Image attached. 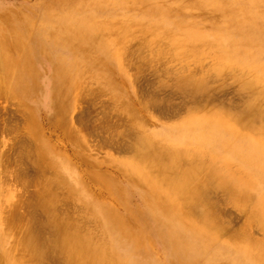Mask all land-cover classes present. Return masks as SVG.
<instances>
[{"label": "bare ground", "instance_id": "bare-ground-1", "mask_svg": "<svg viewBox=\"0 0 264 264\" xmlns=\"http://www.w3.org/2000/svg\"><path fill=\"white\" fill-rule=\"evenodd\" d=\"M262 2L264 0H62V6H65L62 8L63 12L58 15H49L46 21L52 24L51 34L42 30L33 31L31 16L26 12L17 11L14 15L15 21L12 13L0 14V86L4 87L7 96L19 95L27 99L32 97L33 93H37L38 73L34 70L37 60L34 56L39 54L48 57L54 64V76L57 77L60 85L54 84L53 98L57 100L58 109L63 110L65 114L70 113L69 107L72 105V100L77 101L79 98L78 87L84 78L86 67L104 75L115 97L123 99L120 88L115 87L116 75L109 76L108 70L110 65L121 70V53L125 52L127 42L124 38L125 31L118 30L110 33L107 28L105 29L104 24L108 22L101 20L98 13L106 11L108 7L113 8L108 18L124 16L126 10L140 13L138 19L129 21L123 19L120 24L122 27L129 28L132 36L136 34L147 36L148 43L165 40L177 55L187 51L194 53L202 46H207L221 60L229 61L226 68L233 69L236 65L244 66L241 76L236 81L239 84L238 87L242 88L239 89L248 90V92L250 90L252 93L251 99L247 100L244 108L239 110L240 112L237 113L235 107L234 112L237 114L233 116L227 112L212 109L204 112L196 108L200 107L199 104L203 105L204 101L202 102L201 98H207L211 92L207 87L209 86L208 77L196 78L197 75L190 73L176 81L178 85L175 87H180L177 91L182 90L185 96L192 97L194 104L198 100L202 103L196 104L198 106L195 109L192 108L193 110L189 109L188 116L180 124L167 128L165 132L161 130L139 134L136 131L137 136L133 138L136 144L134 157L128 163L122 164L127 175L126 186H122L110 177H95V182L102 185L111 198L123 204L129 201L132 187L142 191L143 207L133 212L134 220L139 223L138 228H133L130 221L120 216L114 208L105 207L102 204L104 202L102 198L91 195L83 185L79 168L50 146L41 137L42 134L40 135L38 131V134L34 133L35 148L29 151L28 158L38 167L39 173L45 170L54 172L52 178L44 177L39 182L36 179L39 191L33 200L29 197L31 200L29 210L31 209L32 213L36 210V212L41 211L45 215V222L43 218V223L39 222L38 225L35 217L30 223L24 226L19 225V227L16 223L20 224L22 220L16 211H12L4 218L0 217V264H25V262L45 264L44 262L49 259L48 264L53 259L55 264H142L127 261L126 254L119 253L118 235L136 247L132 253H140L144 256H146L145 253L152 254L156 251L155 238L167 241L173 250L172 264H264V241L253 243L245 237L241 240L236 235L228 237L227 240L221 238L225 230L215 216L214 203L209 199L210 193L214 190L226 193L233 204L241 208L249 206L252 209L251 216L259 219L264 228V192L256 195L259 187L258 179L260 178V181L264 179V109L261 110L259 107L260 103L262 105L264 102V83L255 78L257 75L254 72H245L249 65L264 71V63L256 61V56L264 55V12L261 11L262 14L259 11ZM55 6H57L56 3L48 6L51 7L48 9L49 13H52ZM71 21L76 22V26H73ZM166 21L170 24L171 30H162L161 24ZM217 21L219 23L210 28L212 34L210 39H206L209 35L204 34L206 26L203 24ZM206 40H209V44L205 43ZM48 42L51 44L57 42L65 47H71L74 51L73 62L68 64L55 58L52 53L53 48ZM85 42L92 45L85 46ZM8 45H11V48H8ZM72 74H74L73 79ZM150 75L153 74L150 73ZM4 89L0 88V90ZM217 100V105L223 101ZM154 103L157 104L152 99L148 101L149 105ZM165 105L171 104L165 102ZM223 106L226 107V105ZM87 110L85 109V112ZM134 110L128 105L124 107V112L134 127L141 128L143 124ZM195 111H198V114H189ZM26 115L35 127L36 123H33L32 116ZM59 116L64 115L59 112ZM77 121L76 123L80 126V122ZM91 121L94 122L93 118ZM91 121L89 120L90 123ZM260 121L263 122V126L254 127L249 134L240 135L239 129L242 130L253 122L259 124ZM65 127L67 137L72 141L70 143L80 146L82 139L71 126ZM194 141H202V149H195L196 151L192 153L196 144L193 147L190 145ZM239 141L243 142L242 146L238 144ZM22 142L20 141L21 144ZM25 142L23 143L25 147H20L22 151L26 146L30 147ZM20 143H18L19 146H21ZM223 143L229 144V150L224 153L223 160L219 162L221 164L217 165L214 162L216 147ZM20 155L25 156V152ZM231 164L240 167L238 171L244 173L245 177L240 178L237 173L231 172L229 169ZM254 178L256 179L253 181ZM63 182L72 189L71 191L76 192L81 202L90 208L91 215L100 230L99 236L88 232L87 229L84 230L81 227L82 224L73 217H64L66 216V214L63 215L64 212L63 214L61 212L63 216L59 213L60 210L58 212L57 205L60 200L57 197L58 192L56 195L54 189ZM176 199H179L181 205L175 211L166 213L165 207L173 204ZM227 212L226 215H228ZM32 213L30 211L31 217L35 215ZM231 214L233 213L229 215ZM39 215L37 214V217ZM234 219L236 220V217ZM239 235H242V232ZM11 237H14V242L9 245L7 241ZM127 255L129 257V254ZM188 259L191 261H185ZM143 264H156V262L151 260Z\"/></svg>", "mask_w": 264, "mask_h": 264}, {"label": "rangeland", "instance_id": "rangeland-1", "mask_svg": "<svg viewBox=\"0 0 264 264\" xmlns=\"http://www.w3.org/2000/svg\"><path fill=\"white\" fill-rule=\"evenodd\" d=\"M53 3H56L57 6H55L54 9L51 11L52 13H49L48 9L51 8L52 6L51 7L48 6ZM64 7L65 6H62V0H0L1 15L5 13H12L13 20L15 21L16 19L14 15L16 14L17 11L26 12L31 16V22H33L32 23L33 31L37 32L42 30L47 34L49 33L51 34L53 30L52 24L46 22L48 20L49 15L61 14L63 12L62 8ZM112 9L113 8L108 7L106 11L99 12L98 14L100 15L99 17L101 20H105L106 22H108L104 24V27L105 29L107 28V30L110 33L116 32L118 30L125 31L124 38L127 42V45H126V50L124 52L125 54L123 52L121 53L122 54V57L120 58L121 70L115 69L113 65H110L109 66L110 69L108 70L109 76L116 75L115 80L117 81V83L115 84V87L120 88L122 92L121 96L123 97V99H118L115 97V95L113 94V90H111L110 87L108 86V82L106 80L107 78L104 75H101L100 72L98 71L96 72L94 70H91L92 68L90 69L89 67H86L84 68V75H83L84 78L81 80L78 87L79 98H77L78 99L77 101L76 99L72 100L71 102L72 105L71 107H69L70 113L65 114L63 110L58 109L57 100L53 98L54 84L60 85L59 84L60 82H58L57 77L54 76V72H55L54 64L52 60H50L48 57L46 56L43 57L40 56L39 54L34 56L35 60H37V63L34 65V70L38 73L39 87L37 93L36 92L33 93V96L27 99L26 98L24 99L19 95L16 97H11L5 95L4 87L0 86V88L4 89V90H0V96H1L0 97V217L4 218L6 217V215L9 216V214L12 211H16L19 214L20 220H22L20 224L16 223V226L17 225L24 226L26 223L27 224L28 222L30 223L31 219H35V217L37 218L35 219L36 224L37 222L38 225L39 222L43 223L42 222L43 218L45 222V217H44L45 215L41 211H39L41 212L39 213L36 212L37 211L36 210L35 213H32L33 211L31 209L29 210V207H31L30 206L31 200H33V197L39 191V186L36 184H38L39 180H41L42 178L44 177L52 178L53 177L52 175H54V172L52 171L50 172L49 170H45L39 173L37 171L38 167L30 160V158H28L29 151L35 148L34 145L36 140L34 138V133L36 134L37 131L39 132L40 135L42 134L41 137L50 146L55 148L63 156H66L76 167L79 168L83 185L91 195L96 196L98 198H102V200L104 201L102 202V204L105 207L114 208L116 212L120 214V216L130 221V223L133 225L132 226L133 228H138L139 223L134 220L135 217L133 215V212L143 207L142 191L139 190V188L129 187L131 188V191L129 193L130 199L129 201H127V204H123L117 202L116 199L111 198L108 192L105 189H103L102 185L100 184L98 185L95 182V177L96 176L110 177L114 179L116 182L120 183L122 186L127 185L126 183L127 175L122 164L128 163L134 157L135 154L134 148L136 145L134 139L135 136H137L136 131H138L139 134L151 133L161 130L162 132H165L167 128L180 124L182 120L186 116H188L187 115L188 110L195 109L198 106V105L196 106V104L202 103L203 101H204L203 105L199 104L200 107H197L199 109L196 108V110L205 112L208 111L209 109H212L219 112H227L229 115L233 116L238 112H240L239 110H241L242 107L244 108L247 100L251 99L250 96L252 97V95H250L252 94L251 91L249 90L250 92L249 93L248 90L247 91L241 90L242 88L238 87L239 84L236 81V79H238L241 76L240 74L241 71L244 69V66L236 65L235 68L233 69L226 68V66L229 65V61L225 59L221 60L207 46H202L201 48H199V50L194 51V53H192L191 51H187L182 55H177L174 49L172 48V46L169 45L168 42H166L165 40H161L153 44L148 43L147 36H143L140 34H136L132 36L130 29L127 27H122V25L120 24L123 21V19L128 21L132 19H138L140 17V13H135L126 10L124 12V16L118 15L108 18L110 11H112ZM259 11L260 13L264 12V2H262L261 5L259 6ZM218 20L220 19L218 18ZM71 23L73 26H76L75 25L76 22L71 21ZM218 23L219 22L217 21L215 23L203 24L204 26H206L204 34L209 35L208 38L206 39H210V35H212L210 33L211 30L210 28L214 27L215 24ZM161 28L164 31L171 30L170 24L167 21L161 24ZM205 43L209 44V40H206ZM49 44L51 45L50 47L53 48L52 53L55 58H58L64 63H68V64L73 62L74 51L71 47H65L64 45L57 42H54L52 44L49 43ZM84 45L90 46L92 44L85 42ZM8 48H11V45H8ZM256 61L257 63H264V55L256 56ZM247 71L254 72L257 75V77L255 78L259 80L261 83H264V71L252 65H249L245 69V72ZM150 73L153 75H150ZM190 73L191 75L193 74L197 75V77L195 76L196 78L208 77L209 86L207 87H209V90L211 92L209 93L207 98L209 97L210 99L204 97V99L201 98L202 102L201 101L199 102L198 100L196 104H194L195 102L191 100L193 99L192 97L189 98L187 97L188 95L185 96L182 93V90L181 92L177 91L180 89L179 86L175 87L176 85H178L177 84L178 80L182 78V76L185 77V75H190ZM73 77L74 74H72V79ZM176 78L178 79L176 80ZM150 80H152L154 83ZM212 90H214V92ZM148 95H150L149 98ZM216 95L217 96L219 95V97H216ZM34 98L35 100H33ZM103 99L106 102H104ZM150 99L156 101L157 104L155 105L154 103L152 105H149L148 101ZM209 100L212 101V102L210 101V103L212 104L209 103ZM216 100L219 102L223 100L224 102L223 101L221 102L222 105L221 104L217 105ZM165 102L166 104H171V105H165ZM126 105L131 106L133 110L135 109L134 110V112L136 113L135 115L139 118L140 122H142L143 127L137 129L134 127V125L131 123V120H129L130 118H128V116L124 112V107ZM157 105L159 106V108ZM223 105H226V107ZM262 105L261 103L259 105L261 110L264 109V102L262 103ZM143 106L145 108H143ZM173 106L174 108L177 106L176 107L177 109L176 108L174 109ZM179 106L181 107V109L184 110L181 111ZM235 107L237 111L234 110ZM23 108L24 110H22ZM85 109L88 110L85 112ZM89 110L91 111V113ZM198 111H195V113L190 112L189 114H198L197 113ZM234 111H236L237 113ZM59 112L63 113L64 116H59ZM83 112L89 115L84 114ZM25 113L32 116L33 123H36L35 127L30 123L28 116ZM6 118L11 121L7 120ZM92 118L94 122L91 121ZM89 120L91 121V123L89 122ZM7 121L9 124L7 123ZM76 121L80 122V126L79 123H76ZM81 122L82 124L84 122V125H82ZM257 124L258 123L255 122L254 124L253 122V124H251L250 126L246 125L245 128H242V130L239 129L240 135L249 134L252 128L254 127L258 128L263 126L262 121H260L258 125ZM66 125L67 127L71 126L75 131V133L82 139V144L80 146L79 145L75 146V144L72 145L70 143L72 141L67 137L65 131ZM93 132L95 134H92ZM130 137L132 140L130 139ZM93 139L95 141H93ZM20 141H23L22 144L26 141L28 144L26 142L25 144L28 145V147L29 146L30 147L27 148L26 146L27 149L24 148V151H22L20 147L22 146L25 147V146L24 144L22 145ZM15 143L16 145H14ZM18 143H20L21 146H19ZM109 143L111 144V147ZM124 144L125 145L127 144L126 145L127 147ZM238 144L242 146L243 142L239 141ZM100 145L103 146L101 147ZM193 145L195 146L193 147ZM113 146L114 148H112ZM118 146L119 148H117ZM190 146H192L194 150H192V147ZM190 146L189 149L192 150V153H194L196 150L202 149L201 148L202 141L201 142L194 141ZM216 150H217L215 152L216 155H214L216 158L214 159V162L217 165H219L221 164L219 162L223 160L222 157L224 156V153H226L229 150V144L227 143L225 145L223 143L222 145H218V147H216ZM21 151L23 153L25 152V156L20 155L22 153ZM27 151L28 153H26ZM15 166L17 169L15 168ZM18 169H20V171ZM229 169H231V172L237 173L240 178L245 177L244 173H240L238 171L240 170V167H238L236 164H231ZM39 175L41 177H39ZM36 179L38 180V182ZM255 179L256 178H254L253 181ZM263 180L260 181V178L258 179L259 187L256 195H260L258 193L264 192ZM100 183L102 184V182ZM24 190H26L27 192ZM71 190L72 189L64 182L60 184L58 188L55 187L54 189L55 194L58 192L57 197L58 200H60V202L58 201L59 203L57 205V207L59 208V209L57 208L58 212L59 210H60L59 212L60 214L61 212L62 214L64 212L63 215L66 214V216L64 217H69V216L70 218L73 217L74 220L82 224L81 227L84 230L87 229L88 232L94 233L95 235L99 236L100 230L91 215L90 208L87 205H85V203L81 202L78 199V195L76 194V192ZM214 191H216L217 194ZM214 191L213 193H210L209 199L214 203V208H215L214 211L216 212V213L214 212L215 216L218 218L219 222L222 224L225 230L224 235L221 238L223 240H227L228 237L236 235L239 236L240 238L239 237L238 238L241 240L244 239L245 237V239H248V241H251L253 243L263 242L264 228L260 224L259 219H257L254 216L253 217L251 216L252 209L249 206H247V208H241L240 206L233 204L226 193L224 194V192L217 190ZM225 196H227L228 199ZM29 197L31 198V200ZM225 198L226 201H224ZM217 201L219 202V204ZM22 203L24 204L22 205ZM179 205H181V202L179 201V199H176L173 204L165 207V212L171 213L175 211ZM223 207L224 209H222ZM32 209L34 210V208ZM227 209L230 210L229 212L233 214L229 215L230 213L225 211ZM234 209L235 211H233ZM30 211L32 214L36 215V216L33 215L34 218L33 216L32 217L30 216ZM226 212L228 213V215H226ZM37 214L38 215L40 214L38 216L39 218L37 217ZM235 217L236 220L234 219ZM88 219L94 221L90 222ZM42 232L44 233L45 231ZM241 232L242 235H239ZM102 236L103 235L101 234V238ZM155 240L157 243L156 251L152 254L145 253L146 256L140 253L137 254L132 253L135 246L131 243H128L120 235H118L117 237V241H118L117 248L120 254L122 253L126 254L125 259L130 262L134 261L143 264L153 260L154 262H156V264H172L173 262L172 247L169 245L167 241L165 242L161 238H155ZM13 242H14V237H11L10 239H8L7 244L11 245L13 244ZM127 254H129V257ZM227 255H229V253H227ZM16 257H17V253H16ZM49 260L44 263L48 264ZM53 260L50 261L51 262L50 264L54 262ZM25 261H27V258H25ZM185 261L190 262L191 259ZM26 263L27 262H25V264Z\"/></svg>", "mask_w": 264, "mask_h": 264}]
</instances>
